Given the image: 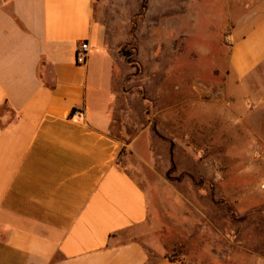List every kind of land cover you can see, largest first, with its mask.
Segmentation results:
<instances>
[{
	"label": "crops",
	"instance_id": "0c3cea01",
	"mask_svg": "<svg viewBox=\"0 0 264 264\" xmlns=\"http://www.w3.org/2000/svg\"><path fill=\"white\" fill-rule=\"evenodd\" d=\"M105 5L0 0V264H180L142 240L155 127L121 101ZM234 7L228 77L245 93L263 88L264 114V0Z\"/></svg>",
	"mask_w": 264,
	"mask_h": 264
},
{
	"label": "rangeland",
	"instance_id": "374dc122",
	"mask_svg": "<svg viewBox=\"0 0 264 264\" xmlns=\"http://www.w3.org/2000/svg\"><path fill=\"white\" fill-rule=\"evenodd\" d=\"M101 1L121 101L155 127V215L142 240L180 264H264L263 88L245 93L228 77L239 0Z\"/></svg>",
	"mask_w": 264,
	"mask_h": 264
},
{
	"label": "built area",
	"instance_id": "2783aa9c",
	"mask_svg": "<svg viewBox=\"0 0 264 264\" xmlns=\"http://www.w3.org/2000/svg\"><path fill=\"white\" fill-rule=\"evenodd\" d=\"M88 52H89V45L87 42H81L79 44V47L76 52V63L77 64H83L85 63L87 57H88Z\"/></svg>",
	"mask_w": 264,
	"mask_h": 264
}]
</instances>
